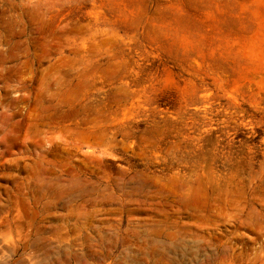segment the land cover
Masks as SVG:
<instances>
[{"label":"rangeland","instance_id":"374dc122","mask_svg":"<svg viewBox=\"0 0 264 264\" xmlns=\"http://www.w3.org/2000/svg\"><path fill=\"white\" fill-rule=\"evenodd\" d=\"M0 264H264V0H0Z\"/></svg>","mask_w":264,"mask_h":264}]
</instances>
